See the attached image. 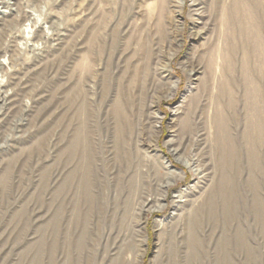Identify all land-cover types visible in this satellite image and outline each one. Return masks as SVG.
<instances>
[{
  "label": "rangeland",
  "instance_id": "374dc122",
  "mask_svg": "<svg viewBox=\"0 0 264 264\" xmlns=\"http://www.w3.org/2000/svg\"><path fill=\"white\" fill-rule=\"evenodd\" d=\"M1 4L0 264H264V0Z\"/></svg>",
  "mask_w": 264,
  "mask_h": 264
},
{
  "label": "bare ground",
  "instance_id": "6f19581e",
  "mask_svg": "<svg viewBox=\"0 0 264 264\" xmlns=\"http://www.w3.org/2000/svg\"><path fill=\"white\" fill-rule=\"evenodd\" d=\"M234 9H235V13L231 12V16L229 15V19L226 22L225 21L222 22V24H224L226 26V29H225L226 33H228L229 29H231L233 33L236 32V34H237L236 45L230 46L227 49L228 50L227 54H224V63L226 64V66L224 65V68L226 69L225 71L229 74V77L226 79V82L222 83L223 92L225 93L224 98H226L225 99L226 102L224 104L223 109L219 112L218 117H219L220 121H223L224 126H226V127H228V125L230 123L231 116H232V118L234 117V114L237 111V107H238V103H239V94L237 92L238 86H237L236 79L233 77V74L235 73V71L237 69L235 55H236L237 51H244L243 41L241 38H242V33L244 32L245 25H246V14L244 12H241L240 6H239V1H238V4L235 5ZM234 14H236V15H234ZM238 17H239V20H238ZM231 19L234 20L233 24H231ZM211 63H213V62H211ZM211 66L212 65L210 64V68H211ZM260 71L264 74V66L262 68H260ZM195 72H197V71H195ZM230 72H233L232 76H231ZM248 73H250V71L246 70L245 74H248ZM191 74L194 75L195 73L193 71H191ZM243 77H244V75H243ZM245 78H246V76H245ZM198 79L199 78L196 77L194 80H198ZM254 82H255V80H254ZM253 89L256 91V93L258 95V92L260 91V86L257 85L255 87H253ZM252 94H253V92L250 89L248 91V95L252 96ZM253 102H255V101L253 100ZM251 106H252L253 110L255 107H257L256 103H251ZM121 109H122V107L120 106L118 108V110L121 111ZM260 109L257 111V113H255L256 118L255 119L253 118V120H252L253 132L249 133V135H248L249 140L251 142V144H250L251 150H252V153L254 155L256 154L257 147H259V144H258V142H256V139L262 138L264 136V118H260V114H259V113H261ZM228 110H230L229 115H227ZM231 113H232V115H231ZM262 117H263V115H262ZM223 139H225L226 142L228 143V137L226 135H224Z\"/></svg>",
  "mask_w": 264,
  "mask_h": 264
},
{
  "label": "built area",
  "instance_id": "2783aa9c",
  "mask_svg": "<svg viewBox=\"0 0 264 264\" xmlns=\"http://www.w3.org/2000/svg\"><path fill=\"white\" fill-rule=\"evenodd\" d=\"M2 4H1V0H0V19H1V16H2V6H1Z\"/></svg>",
  "mask_w": 264,
  "mask_h": 264
}]
</instances>
